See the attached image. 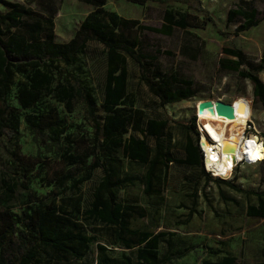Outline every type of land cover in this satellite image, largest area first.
Instances as JSON below:
<instances>
[{
    "label": "rangeland",
    "instance_id": "rangeland-1",
    "mask_svg": "<svg viewBox=\"0 0 264 264\" xmlns=\"http://www.w3.org/2000/svg\"><path fill=\"white\" fill-rule=\"evenodd\" d=\"M12 1L28 7L29 15L22 21L36 18L50 20L53 39L56 41H67L75 34L76 41L79 42L85 36L84 44L73 63L52 64L41 61L39 65L47 66L52 71L51 86L55 83H73L83 93L92 96L94 119L101 121L104 113L102 98L106 46L89 32L79 29L80 21L95 5L86 0ZM249 4H253L259 11L264 10V0H189V3L176 0H146L142 3L133 0H105L103 4L118 15L136 21L122 26L121 30L128 40L135 41V51L144 55L136 59L123 51L127 91L124 104L135 115L141 114L142 119L157 117L168 120L171 129L169 146L175 157L180 155L178 139L182 136V125L188 124L193 115L194 124L190 131L198 140L203 132L197 125V117L202 112H209L208 106L217 102L235 109L240 114V121L246 123L251 120L248 128L243 130L244 135L257 130L264 139V108L261 98L252 94L251 81L235 70L222 68L217 62L219 56L225 55L221 50L222 46L241 47L246 53V61H256L264 40V19L261 18L256 26L240 31L235 30L237 18L229 21L226 19L228 7ZM7 8V5L0 2V12ZM166 8L175 13L188 11L195 15L198 24L173 26L170 34L139 26L160 25L165 21L163 11ZM43 29H48L46 24ZM27 66L21 67L26 69ZM241 67L245 66L241 64ZM24 72L25 70H21L14 75V83L5 102L18 109V130L21 132L18 138L19 150L28 157L34 155L37 148L32 137L40 139L47 137L48 133L32 131L25 124L24 116L32 113L33 107H20L15 95L16 81L25 79ZM259 77L264 82V71L259 72ZM183 79L190 81L189 86L194 93L163 105L148 88L149 83L161 81L170 87L181 86ZM54 91L55 88L50 93L44 91L38 104L52 106L56 114L63 118L65 130L58 138V150L44 151L39 147L41 152L35 158L28 157L32 162L30 184L40 198L13 208L18 216V235L21 232V235L31 240H37L36 229L23 220L24 215L33 208L42 209L47 204H53L57 210L55 217L48 220L49 224H61V229L82 230L91 235L92 239L76 246L81 251L79 256L54 253L39 243L35 249L40 261L49 264H94L95 257H100L116 264H125L124 257L127 256L133 264L137 245L122 246L115 235L119 227L94 219L84 209L89 204L92 188L104 168H108L113 176L129 172L139 177L144 166L129 160L120 150L106 157L100 144V136L97 139L94 134L93 118L87 114L83 101L75 98L71 110H67L56 99ZM128 132L144 137L150 145L153 143L150 135L132 128ZM67 143L78 148L90 147L91 143H96L99 164L87 169L83 164L66 163L62 155ZM0 155L2 163L4 155L1 145ZM90 159L88 156L85 162ZM65 168L71 171L72 177H80L89 170V177L76 186L70 185V178L57 181L55 175ZM231 171L224 179L231 180L240 187V191L210 177L204 183L203 179L197 182L193 168L174 160L164 169L158 167L147 191L143 182L138 179L118 190L117 199L133 206L124 216L126 224L129 227L146 226L153 232L163 231L157 244L158 254L166 256L163 264H202L204 257L214 258L224 252L233 253L242 260L263 257L261 229L264 217H247L244 209L246 202L253 199L247 191L264 189V159L254 163L240 159L232 166ZM245 190L247 191L244 192ZM220 191L225 197L220 195ZM190 208L192 214L187 216ZM121 234L129 236L126 232L121 231ZM210 249H215L217 254Z\"/></svg>",
    "mask_w": 264,
    "mask_h": 264
},
{
    "label": "trees",
    "instance_id": "trees-1",
    "mask_svg": "<svg viewBox=\"0 0 264 264\" xmlns=\"http://www.w3.org/2000/svg\"><path fill=\"white\" fill-rule=\"evenodd\" d=\"M92 2L95 8L86 14L79 23V29L89 32L95 39L106 46V69L103 83L102 107L104 113L101 121L94 119L93 97L83 93L80 87L73 83H55L51 86L52 71L47 66H40V62L56 64L59 62L70 64L76 59V54L84 44L85 36L76 41V35H72L67 41L53 39L51 21L36 18L22 21L29 15L28 7L12 0H0L8 8L0 12V145L4 159L0 163V264H49L40 261L35 246L42 244L54 253L61 255L72 254L79 256L81 251L77 245L85 244L92 239L91 235L82 230L61 229V224H49L48 220L55 217L57 207L47 204L42 209L33 208L24 215L23 220L37 231L36 239L18 235V216L13 211L16 206L27 205L31 201L39 199V195L31 187L32 162L29 158H35L44 151L58 150V138L65 130L63 118L58 116L52 106H39L41 95L51 92L56 99L62 102L67 110H71L72 101L75 98L83 101L87 114L93 118V130L96 138L100 136V144L105 156L120 150L129 160H133L144 166L142 175L137 177L129 172L121 176H113L108 168H104L102 174L93 186L88 206L84 209L87 215L108 225L117 226L115 235L122 246L137 245L133 264H163L166 256H160L157 252L158 239L163 231L153 232L148 227H129L124 216L133 209L131 204L122 203L117 199L119 189L126 187L136 179L143 182L147 191L152 184L155 170L163 169L173 160L183 163L194 169L197 182L203 179V183L209 177L215 181H221L234 190L240 191V187L231 180L220 177H212L204 170L202 156L197 143L196 135L191 133L194 124V116L189 118V123L182 125L181 138L178 139L180 155L175 157L169 146L171 129L166 118L147 117L142 119L141 114L136 115L125 106L126 97V64L123 51L138 59L144 56L134 49L135 41L128 40L124 36L121 27L128 23H135L134 19L118 15L114 10L103 6L105 0H86ZM144 2L146 0H133ZM167 1V0H153ZM189 3V0H176ZM261 14V15H260ZM264 10L259 11L253 4L247 6L236 5L228 7L226 19H238L236 31L244 30L256 24ZM164 22L158 26L139 25L153 31L170 34L173 26L185 27L197 25L195 15L188 11L173 12L166 8L163 11ZM203 20V19H202ZM46 24L47 30L43 26ZM201 24H203L201 22ZM225 56H219L218 65L225 69L235 70L241 76L247 77L252 83V94L261 98L264 108V82L257 72L264 70V44L260 55L254 63L246 61V53L237 46H222ZM152 57V56H149ZM243 64L245 67H241ZM22 69L21 66H26ZM25 70V79L16 81L15 95L20 107L27 109L33 107L32 113L24 116L26 126L35 132H47V137L36 141V152L32 156H24L19 150L18 138L21 132L18 130L19 115L17 107L5 102L7 93L14 83V75ZM162 82V81H161ZM158 82L149 83L150 92L163 105L168 102L191 96L194 91L189 86L190 81L183 79V85L170 87ZM137 130L144 135L153 137L150 145L144 137L128 132ZM66 137L65 135L63 136ZM264 140V139H263ZM96 143L90 147L78 148L70 143L66 144L62 157L68 164H83L87 169H92L99 164ZM41 147V149L39 148ZM67 150V151H66ZM90 156L89 162H85ZM1 158V155H0ZM89 177V170L80 177H72L68 168L62 169L55 175V179L62 182L70 178V185L76 186L80 181ZM245 190L244 192H246ZM250 198L245 204V213L251 217H264V189L259 191H247ZM220 195L225 197L220 191ZM230 198V197H229ZM231 201L232 198H231ZM192 214L188 209L187 216ZM126 232L129 236H123ZM262 247L264 254V223L261 229ZM103 248L102 245H99ZM211 252L217 254L215 249ZM125 264H131L129 257H124ZM202 264H264L263 257L256 260H242L230 252L221 253L214 258H203ZM94 264H116L106 258L95 257Z\"/></svg>",
    "mask_w": 264,
    "mask_h": 264
},
{
    "label": "bare ground",
    "instance_id": "bare-ground-1",
    "mask_svg": "<svg viewBox=\"0 0 264 264\" xmlns=\"http://www.w3.org/2000/svg\"><path fill=\"white\" fill-rule=\"evenodd\" d=\"M230 108V116L207 108L209 112H202L197 117V125L203 132L200 144L205 154V165L213 175L225 178L240 159L251 163L264 159V142L256 133L244 135L243 127L246 123L239 120L240 114L235 109Z\"/></svg>",
    "mask_w": 264,
    "mask_h": 264
},
{
    "label": "built area",
    "instance_id": "built-area-1",
    "mask_svg": "<svg viewBox=\"0 0 264 264\" xmlns=\"http://www.w3.org/2000/svg\"><path fill=\"white\" fill-rule=\"evenodd\" d=\"M249 123H250V121L247 120L246 124H245L244 127H243V130L248 128ZM253 132L256 133V134L258 135V137L263 141V137H262V135L259 133V131L254 130ZM246 135H247V134H246ZM197 143H198V146H199V149H200V152H201V156H202V164H203V167L205 168V170H206L211 176H213V177L225 178V177H222V176H219V175H213V174H212V171L209 170V169H207V167H206V165H205V161H204L205 154H204L203 148H202V146H201V144H200V138L197 140ZM239 161H240V160H239ZM228 176H229V175H228Z\"/></svg>",
    "mask_w": 264,
    "mask_h": 264
},
{
    "label": "water",
    "instance_id": "water-1",
    "mask_svg": "<svg viewBox=\"0 0 264 264\" xmlns=\"http://www.w3.org/2000/svg\"><path fill=\"white\" fill-rule=\"evenodd\" d=\"M208 109L211 111V110H215L217 113L219 114H223V115H227V116H230L232 115V110L229 106L227 105H224L223 103L219 102V103H216L214 105V107L212 106H209Z\"/></svg>",
    "mask_w": 264,
    "mask_h": 264
},
{
    "label": "crops",
    "instance_id": "crops-1",
    "mask_svg": "<svg viewBox=\"0 0 264 264\" xmlns=\"http://www.w3.org/2000/svg\"><path fill=\"white\" fill-rule=\"evenodd\" d=\"M262 19H264V17H261ZM259 19V21L256 23V24H254V25H251L250 27H248V28H246V29H244V30H248V29H250V28H252V27H254V26H256L259 22H261V20L262 19ZM263 25H264V20H263V23H262ZM264 39V38H263ZM263 44H264V40H263V43H262V45H261V47H260V51H259V54L257 55V57L260 55V52H261V49H262V46H263ZM241 48V47H240ZM242 49V48H241ZM243 50V49H242ZM244 51V50H243ZM245 52V51H244ZM222 56H225V55H222ZM264 70H259L258 72H257V74H258V76H259V72H263ZM260 78V77H259ZM244 213H245V209H244ZM245 215L247 216V217H251V216H248L246 213H245ZM257 217V216H256ZM261 218H263V217H261ZM264 223V222H263Z\"/></svg>",
    "mask_w": 264,
    "mask_h": 264
}]
</instances>
